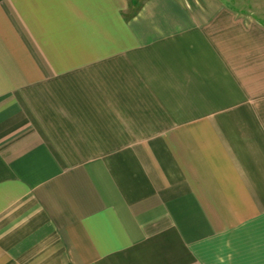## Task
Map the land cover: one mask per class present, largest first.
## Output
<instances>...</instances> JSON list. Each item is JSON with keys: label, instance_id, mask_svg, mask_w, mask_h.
<instances>
[{"label": "crops", "instance_id": "0c3cea01", "mask_svg": "<svg viewBox=\"0 0 264 264\" xmlns=\"http://www.w3.org/2000/svg\"><path fill=\"white\" fill-rule=\"evenodd\" d=\"M0 264H264V18L0 0Z\"/></svg>", "mask_w": 264, "mask_h": 264}, {"label": "rangeland", "instance_id": "374dc122", "mask_svg": "<svg viewBox=\"0 0 264 264\" xmlns=\"http://www.w3.org/2000/svg\"><path fill=\"white\" fill-rule=\"evenodd\" d=\"M228 2L240 3L246 12H252V15L264 18V0H227ZM254 13V14H253Z\"/></svg>", "mask_w": 264, "mask_h": 264}]
</instances>
